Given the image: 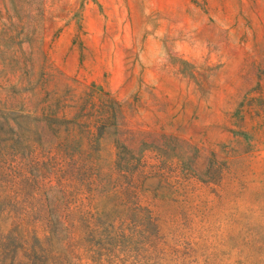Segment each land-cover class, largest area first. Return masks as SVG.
Wrapping results in <instances>:
<instances>
[{
  "label": "rangeland",
  "instance_id": "rangeland-1",
  "mask_svg": "<svg viewBox=\"0 0 264 264\" xmlns=\"http://www.w3.org/2000/svg\"><path fill=\"white\" fill-rule=\"evenodd\" d=\"M23 155L73 264H264V0H0V161Z\"/></svg>",
  "mask_w": 264,
  "mask_h": 264
},
{
  "label": "trees",
  "instance_id": "trees-1",
  "mask_svg": "<svg viewBox=\"0 0 264 264\" xmlns=\"http://www.w3.org/2000/svg\"><path fill=\"white\" fill-rule=\"evenodd\" d=\"M19 162L0 161V264H53L56 256L73 264L69 212L60 206L58 185L43 181V163L31 155ZM40 204L46 246L32 224L31 213Z\"/></svg>",
  "mask_w": 264,
  "mask_h": 264
}]
</instances>
